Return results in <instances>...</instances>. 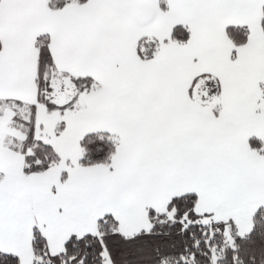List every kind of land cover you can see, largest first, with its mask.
<instances>
[{
  "label": "snow or ice",
  "instance_id": "obj_1",
  "mask_svg": "<svg viewBox=\"0 0 264 264\" xmlns=\"http://www.w3.org/2000/svg\"><path fill=\"white\" fill-rule=\"evenodd\" d=\"M0 264H264V0H0Z\"/></svg>",
  "mask_w": 264,
  "mask_h": 264
}]
</instances>
